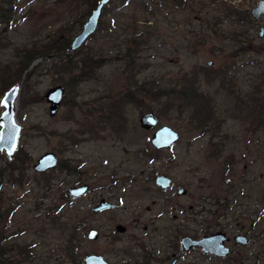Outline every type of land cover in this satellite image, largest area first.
Returning a JSON list of instances; mask_svg holds the SVG:
<instances>
[{"label":"rangeland","instance_id":"374dc122","mask_svg":"<svg viewBox=\"0 0 264 264\" xmlns=\"http://www.w3.org/2000/svg\"><path fill=\"white\" fill-rule=\"evenodd\" d=\"M9 1L13 9L6 22L0 19V78L15 68L22 50L58 38L72 41L90 9L88 0ZM142 2L112 0L79 50L35 59L27 69L31 76L24 72L8 87L0 80V101L20 83L19 148L29 158L20 172H11L12 161L0 152L1 245L13 246L7 254L13 264H75L66 252L74 227L78 264L88 254L109 264H264V32L258 37L264 16L242 24L230 10L250 13L258 0H144L147 10ZM67 55L78 69L85 57L100 59L101 66L71 84L76 73L61 69ZM194 73L215 109L207 128H197L187 109L152 92L179 88ZM136 83L150 93L123 102ZM56 85L65 97L51 116L43 95ZM149 111L159 122L144 130L139 117ZM162 125L176 130L179 140L157 151L150 137ZM48 151L78 173L54 169L44 182L33 165ZM160 174L172 181L166 190L155 185ZM84 183L87 194L62 199L70 186ZM179 189L186 193L178 195ZM101 199L116 207L91 213ZM116 224L125 232L115 231ZM90 228L98 230L96 240L87 239ZM216 231L230 237V257L181 250L182 237ZM236 234L248 243L235 245Z\"/></svg>","mask_w":264,"mask_h":264},{"label":"water","instance_id":"95a60500","mask_svg":"<svg viewBox=\"0 0 264 264\" xmlns=\"http://www.w3.org/2000/svg\"><path fill=\"white\" fill-rule=\"evenodd\" d=\"M112 0H97L95 7L85 20L82 30L77 34L70 43L69 50H79L86 41L95 33L102 16L103 9ZM254 19H259L264 15V0H258L254 8L251 10ZM263 29H260V36ZM20 83L11 86L3 95L0 101V152H4L8 162L13 160L14 154L19 148V138L22 132V126L17 120L16 109L19 96ZM65 97V89L62 85H56L48 89L43 95V99L48 104V112L54 116ZM159 117L154 112L149 111L139 117L140 127L144 130H152L158 125ZM179 140V134L176 130L169 126L162 125L158 127L150 137V144L155 150L168 149L173 147ZM59 159L56 153L48 151L39 156L33 165L36 173H43L56 169ZM171 179L160 174L155 177V185L162 190H166L171 186ZM89 191L88 184H80L70 186L66 190V195L70 199H77ZM186 193L185 189H179L178 195ZM116 207V204L105 199H101L92 207V212H102ZM115 230L119 233L125 232L126 228L122 224H117ZM99 236L98 230L90 228L87 232L88 240H96ZM228 237L222 231H217L210 235H204L199 238L184 236L180 239L179 244L183 252L191 249L199 248L204 254L214 255L216 257H227L231 250L226 245ZM235 241L240 245L248 243V239L244 235L235 236ZM84 264H109L108 261L99 254H88L83 258Z\"/></svg>","mask_w":264,"mask_h":264},{"label":"trees","instance_id":"16d2710c","mask_svg":"<svg viewBox=\"0 0 264 264\" xmlns=\"http://www.w3.org/2000/svg\"><path fill=\"white\" fill-rule=\"evenodd\" d=\"M142 1L144 2V0ZM4 2L6 3L5 0ZM88 2L90 3V9H89L88 14H90L92 9L95 7L97 3V0H88ZM143 2L141 5H143V8L147 10L148 7L146 6V4H143ZM12 9H13V5L8 0L6 7L5 8L3 7V9L0 10V19L3 22L7 21L9 17V13L11 12ZM230 10L232 11V13L231 12L229 13L234 15L240 23L243 24V23L251 21V15L248 11L246 12L235 11V10H232V8ZM245 33L246 32H242L241 34H239V36L245 35ZM248 38H249V41L252 42L250 35L248 36ZM70 42H71L70 40L64 41L58 38V39L51 40L48 43L42 44L41 46L22 50L20 52V58L18 62L16 63L15 68H9L8 71L6 70L2 71L3 75L0 78V80L2 81L3 87L4 86L8 87L7 83L9 82L12 84L13 81H18L24 72H26L25 74L27 78L31 76L32 72H27V69L29 68V66L35 59L44 57L50 52L63 54L69 48ZM239 49H240L239 51L241 52L246 51L247 45L243 44V46H241ZM70 57H71L70 55L66 56L65 62L61 64L62 65L61 69L63 70V72L72 73V74L76 73L74 76H71V82H72L71 84H74V83L77 84V83H80L81 80L83 79L90 78L93 74V71L101 66L100 59L94 60V59H89L85 57V59L83 58L81 60V64L83 67L78 69V66L76 64L77 62H72ZM180 84L181 86H179V88L176 87V85H179V84H176L175 86H170L168 88L156 86L155 90H153L152 92L155 93L159 97L167 96L168 98L167 102L172 101L171 102L172 104L173 103L175 104V102H177V104L181 108L180 110L181 112L187 109V111L189 112V118L191 119V121H193L196 124L197 128H200V127L207 128L211 120H213L214 118L215 109H214V106L212 105L211 98L204 91H202L200 87L198 86L197 74L194 73L193 76L187 75L183 77ZM143 87L144 86L142 85V83L141 84L136 83V90L134 89L135 91L134 90L126 91L125 93L122 94L121 100L123 102L124 101H131V102L138 101L140 99L137 97L138 94L142 95L145 92L150 91V90L147 91L146 89H143ZM171 95L172 96L174 95V97L169 99ZM253 101L259 108V98L253 97ZM261 112L262 110L260 111V113ZM261 115L258 114V117L256 118L257 123L262 122V121L260 122ZM119 119L122 120L121 116L120 118L118 117V120ZM28 164H29V158L27 157L26 152L22 148H18L16 154L14 155L12 162L8 163L7 167L10 168L11 172H15V171L20 172L22 166L24 168ZM56 169H58L61 172H68L74 175L78 173L75 166L69 165L65 161L59 162ZM53 170H49L43 173H37V176L39 178H42L44 182L48 183L49 181H51V179L48 178L47 176H49V174H51ZM40 181L41 180H39V182ZM62 199H68L67 195L66 194L62 195ZM8 211L9 209L7 210V213H9ZM4 215H7V214H4ZM76 238H77V234L75 232V227H74L70 231V235L66 241V252L72 259L73 263L78 264L76 257H75ZM3 239H4L3 236L0 235V264H13L14 263L13 260L8 258L7 256L8 252L11 251V248L13 246H11L9 250H7L5 247L1 245V242L3 243ZM19 251L21 253H24V249H22L21 247L19 248Z\"/></svg>","mask_w":264,"mask_h":264},{"label":"flooded vegetation","instance_id":"af4514ba","mask_svg":"<svg viewBox=\"0 0 264 264\" xmlns=\"http://www.w3.org/2000/svg\"><path fill=\"white\" fill-rule=\"evenodd\" d=\"M250 15H251V11H250ZM262 16H264V15H262ZM262 16H261V17H262ZM261 17H260V18H261ZM251 18H253L252 15H251ZM260 18H259V19H260ZM253 19H254V18H253ZM255 20H256V19H255ZM257 20H258V19H257ZM260 29H261V28H260ZM262 29H263V28H262ZM263 32H264V30L262 31L261 36H260V33H259V35H258L259 38L263 37ZM61 104H62V103H61ZM78 185H80V184H78ZM74 186H75V185H74ZM91 213H94V212L91 211ZM97 213H99V212H97ZM94 214H95V213H94ZM116 225H117V224H116ZM116 225H115V226H116ZM115 231H116V230H115ZM216 232H217V231H216ZM222 232H224V231H222ZM214 233H215V232H214ZM224 233H225V232H224ZM211 234H212V233H211ZM225 234H226V233H225ZM209 235H210V234H209ZM237 235H244V234H236V235H234L233 238H232L233 243H234L235 245L243 246V245H240L239 243H237V242L235 241V236H237ZM203 236H204V235H203ZM226 236L228 237V241H227V243H226V245L228 246V244L231 242V239H230V237H229L227 234H226ZM244 236H245V235H244ZM245 237H246V236H245ZM246 238H247V237H246ZM179 245H180V244H179ZM228 247L230 248L231 253H230L227 257H230V255L234 253V250H233L230 246H228ZM199 250H200V249H199ZM200 251H201V250H200ZM201 253L203 254V256H204V255H207V256H209V257H213V258L215 257V258L223 259V258H220V257H216V256H214V255L204 254L202 251H201ZM227 257H226V258H227ZM224 258H225V257H224ZM234 262H235V263H238V264L242 263V261L239 262L237 259H234Z\"/></svg>","mask_w":264,"mask_h":264}]
</instances>
